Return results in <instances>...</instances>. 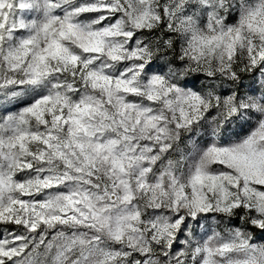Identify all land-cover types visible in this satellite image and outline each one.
Returning <instances> with one entry per match:
<instances>
[{
	"label": "snow or ice",
	"instance_id": "6c2138e0",
	"mask_svg": "<svg viewBox=\"0 0 264 264\" xmlns=\"http://www.w3.org/2000/svg\"><path fill=\"white\" fill-rule=\"evenodd\" d=\"M0 264H264V0H0Z\"/></svg>",
	"mask_w": 264,
	"mask_h": 264
},
{
	"label": "rangeland",
	"instance_id": "374dc122",
	"mask_svg": "<svg viewBox=\"0 0 264 264\" xmlns=\"http://www.w3.org/2000/svg\"><path fill=\"white\" fill-rule=\"evenodd\" d=\"M166 70V69H165ZM204 77L203 76H200L199 78H196L195 80V83L197 85V87H199V83L201 80H203ZM250 81V78L249 77H245V83H248ZM258 86V85H257ZM199 231V230H198Z\"/></svg>",
	"mask_w": 264,
	"mask_h": 264
}]
</instances>
